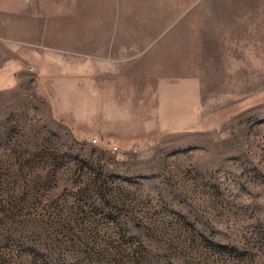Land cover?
<instances>
[{
	"label": "rangeland",
	"instance_id": "obj_1",
	"mask_svg": "<svg viewBox=\"0 0 264 264\" xmlns=\"http://www.w3.org/2000/svg\"><path fill=\"white\" fill-rule=\"evenodd\" d=\"M0 264H264V0H0Z\"/></svg>",
	"mask_w": 264,
	"mask_h": 264
},
{
	"label": "crops",
	"instance_id": "obj_2",
	"mask_svg": "<svg viewBox=\"0 0 264 264\" xmlns=\"http://www.w3.org/2000/svg\"><path fill=\"white\" fill-rule=\"evenodd\" d=\"M113 27L114 33L112 32L110 34V32H105L106 38L102 49H110V51H113L112 53L114 55L118 56L121 55V52H123L124 55H127V53L131 51L150 52L152 50H160L161 52L164 51L162 57H169L168 54H166L167 50L169 51L168 43H166V41H158L161 38V29H159V25H152L155 30L151 28L145 31L143 34L139 36H133L132 38L130 37L127 31L126 25L124 26V29L120 27L118 28L116 24L113 25ZM79 32L81 34L82 31ZM187 36L185 37V51L187 65V80L188 87L190 88L195 86L193 81L194 79L197 80L198 78L197 73H193L196 70L193 69V66H195L196 63H198L199 61L200 50L198 48L200 44L198 41L199 38L197 36H193L191 38ZM134 37L136 38V42L133 44L130 42V40H133Z\"/></svg>",
	"mask_w": 264,
	"mask_h": 264
}]
</instances>
